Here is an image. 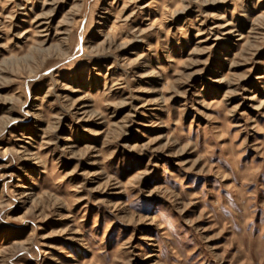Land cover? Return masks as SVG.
<instances>
[{
	"label": "rangeland",
	"instance_id": "obj_1",
	"mask_svg": "<svg viewBox=\"0 0 264 264\" xmlns=\"http://www.w3.org/2000/svg\"><path fill=\"white\" fill-rule=\"evenodd\" d=\"M0 264H264V0H0Z\"/></svg>",
	"mask_w": 264,
	"mask_h": 264
}]
</instances>
